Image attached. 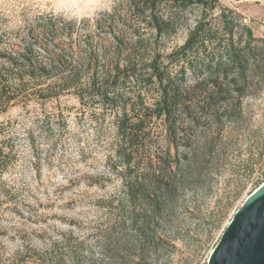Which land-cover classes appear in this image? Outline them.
<instances>
[{"label":"rangeland","instance_id":"obj_1","mask_svg":"<svg viewBox=\"0 0 264 264\" xmlns=\"http://www.w3.org/2000/svg\"><path fill=\"white\" fill-rule=\"evenodd\" d=\"M138 7L132 0H0V55L35 43L37 22L50 15L75 22L76 30L43 43L56 38L87 59V47L103 41L90 63L100 68L127 57L145 64L158 54L168 65L200 28L211 42L169 65L188 88L202 84L181 99L177 140L164 118L154 119L137 144L141 158L131 176L146 175L148 160L166 161L175 144L182 155L210 142L204 179L179 189L173 210L155 217L141 206L147 190L133 204L126 194L116 118L100 103L73 94L23 101L0 114V264H208L236 212L262 186L264 0L165 2L157 11L161 34ZM196 63L202 71L190 69ZM244 67L239 82L246 86L235 93ZM155 98L151 91L147 105ZM135 215L148 235L141 240Z\"/></svg>","mask_w":264,"mask_h":264},{"label":"trees","instance_id":"obj_2","mask_svg":"<svg viewBox=\"0 0 264 264\" xmlns=\"http://www.w3.org/2000/svg\"><path fill=\"white\" fill-rule=\"evenodd\" d=\"M132 1L139 3L141 7L137 10L146 17V21L148 18L161 34L164 21L157 15L159 7L165 2L185 3L186 0ZM109 22L110 26L116 24L113 20ZM124 25L126 26V23ZM37 27L39 33L35 43L28 42L20 52L0 55V114L6 113L23 101L50 100L63 94H73L79 100L100 103L105 113L116 118V156L127 175L126 194L130 202L136 203L140 192L147 190V199L141 206L146 208L145 212L155 217H164L165 213L173 210L179 189H187L192 183H199L204 179L206 160L214 155L212 144L206 142L200 150L184 151L182 155L175 144L174 153L172 154L170 149L166 154V161H157L153 165V162L148 160L147 164L151 169L147 174L142 178H133L131 173L137 167L138 158H141L137 144L146 142L153 120L162 118L165 119L170 137H173L174 141L177 140L180 127L175 116L181 99L196 93L202 84L196 83L192 88H188L182 79L171 75L169 65L178 63L180 59L186 60L211 40L197 28L185 46L170 56L172 61L168 65H165L163 56L158 54L145 64L133 63L127 57L124 65L117 63L100 68L93 67L90 63L99 59V44L102 46L103 41L87 47V59L83 58L81 49L61 46L56 38L52 39V43H43L45 37H53L54 33L72 37L76 30L75 22L50 15L41 18ZM229 38L231 40L232 36ZM117 40V37H113L115 43ZM232 61L234 65L237 63L235 59ZM202 68L198 63L190 67L193 72L202 71ZM246 73L245 67L237 73L232 85L233 92H243L246 85L239 81ZM47 81L52 83L47 85ZM151 91L156 93V98L152 104L147 105L146 99ZM206 97L208 98L207 95ZM142 149L145 152V146ZM132 222L140 225L136 231L138 239L148 237L144 225L136 215Z\"/></svg>","mask_w":264,"mask_h":264},{"label":"water","instance_id":"obj_3","mask_svg":"<svg viewBox=\"0 0 264 264\" xmlns=\"http://www.w3.org/2000/svg\"><path fill=\"white\" fill-rule=\"evenodd\" d=\"M208 264H264V184L236 212Z\"/></svg>","mask_w":264,"mask_h":264},{"label":"built area","instance_id":"obj_4","mask_svg":"<svg viewBox=\"0 0 264 264\" xmlns=\"http://www.w3.org/2000/svg\"><path fill=\"white\" fill-rule=\"evenodd\" d=\"M262 176H263V181H262L261 185L264 184V169H263V171H262Z\"/></svg>","mask_w":264,"mask_h":264}]
</instances>
